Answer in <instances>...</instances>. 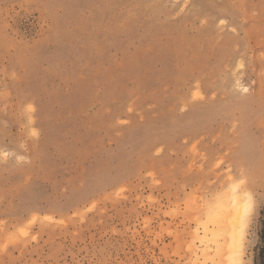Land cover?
<instances>
[{"label": "rangeland", "instance_id": "1", "mask_svg": "<svg viewBox=\"0 0 264 264\" xmlns=\"http://www.w3.org/2000/svg\"><path fill=\"white\" fill-rule=\"evenodd\" d=\"M231 181L264 264V0H0V264H219Z\"/></svg>", "mask_w": 264, "mask_h": 264}, {"label": "bare ground", "instance_id": "2", "mask_svg": "<svg viewBox=\"0 0 264 264\" xmlns=\"http://www.w3.org/2000/svg\"><path fill=\"white\" fill-rule=\"evenodd\" d=\"M229 184V192L213 197L205 204L206 221L201 225L202 235L196 240L207 247H215L213 258L204 251L205 262L217 258L219 263L223 258L219 264H242L245 229L253 210V198L249 192H243L237 182L231 181Z\"/></svg>", "mask_w": 264, "mask_h": 264}]
</instances>
